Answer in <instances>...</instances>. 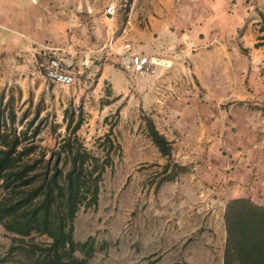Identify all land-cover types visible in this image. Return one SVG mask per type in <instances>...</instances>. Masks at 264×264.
<instances>
[{
    "label": "crops",
    "instance_id": "crops-1",
    "mask_svg": "<svg viewBox=\"0 0 264 264\" xmlns=\"http://www.w3.org/2000/svg\"><path fill=\"white\" fill-rule=\"evenodd\" d=\"M263 19L264 0H0V85L61 87L37 44L67 49L88 136L122 149L124 264H224L228 202L264 206ZM123 49L172 67L131 79Z\"/></svg>",
    "mask_w": 264,
    "mask_h": 264
},
{
    "label": "trees",
    "instance_id": "trees-1",
    "mask_svg": "<svg viewBox=\"0 0 264 264\" xmlns=\"http://www.w3.org/2000/svg\"><path fill=\"white\" fill-rule=\"evenodd\" d=\"M65 115L69 136L49 149L46 158L44 150L22 146L13 132L1 131L5 123L0 111V224L18 236L32 232L47 236L51 240L48 247L33 246L29 251L41 264H87L92 251L88 242L74 243L73 222L80 207L96 208L102 170L89 166L93 157L75 136L81 117L74 121ZM7 119L10 125L14 122L12 111ZM144 121L153 143L169 157L168 142L150 120ZM224 220V264H264V206L246 198L231 200ZM76 247H89L84 258L74 257Z\"/></svg>",
    "mask_w": 264,
    "mask_h": 264
},
{
    "label": "rangeland",
    "instance_id": "rangeland-1",
    "mask_svg": "<svg viewBox=\"0 0 264 264\" xmlns=\"http://www.w3.org/2000/svg\"><path fill=\"white\" fill-rule=\"evenodd\" d=\"M129 76L134 80L138 78L132 73ZM9 81L11 86L8 92L0 85V93L5 92L4 105L0 106L5 123L1 124V131L6 134L13 132L22 141V146L39 147L44 150L46 158L49 149L58 147L61 139L69 136L63 120L65 113L67 112L65 116L68 119L73 117L74 121L81 117V126L75 136L78 143L90 151L93 157L89 166L101 167L102 172L98 182L97 206L95 209L79 208L73 222V241L77 245L84 242L91 245L92 251L87 257V264H124L125 198L124 190L118 184V178L123 177L125 172V169L119 167L123 157L121 147H114L107 136L102 141L95 134L88 136L84 100L78 97L79 92L72 90L71 86L49 85L48 89L41 90L30 86L28 78L17 83L11 79ZM8 97L10 98L5 101ZM11 111L14 113V122L10 125L7 118ZM36 128L38 130L33 135ZM119 190L122 191L118 192ZM1 192L0 189V197ZM113 203H116L115 207ZM50 242L47 236L36 232L24 237L15 235L0 224V264H41V261H37V256H32L29 251L33 246L48 247ZM88 248L76 247L74 257L84 258Z\"/></svg>",
    "mask_w": 264,
    "mask_h": 264
},
{
    "label": "built area",
    "instance_id": "built-area-1",
    "mask_svg": "<svg viewBox=\"0 0 264 264\" xmlns=\"http://www.w3.org/2000/svg\"><path fill=\"white\" fill-rule=\"evenodd\" d=\"M37 53L40 59L39 67L48 82L60 86H70L75 82L74 64L67 49L38 43ZM120 56L124 72L128 75L135 74L138 78L152 74L155 68L170 69L172 67V61L166 57L134 55L127 49L120 51ZM170 95L174 94L171 92ZM200 197L205 198L206 193L202 192Z\"/></svg>",
    "mask_w": 264,
    "mask_h": 264
}]
</instances>
